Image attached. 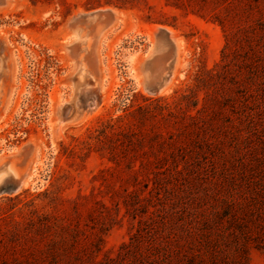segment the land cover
I'll use <instances>...</instances> for the list:
<instances>
[{
	"label": "rangeland",
	"instance_id": "1",
	"mask_svg": "<svg viewBox=\"0 0 264 264\" xmlns=\"http://www.w3.org/2000/svg\"><path fill=\"white\" fill-rule=\"evenodd\" d=\"M176 1L142 0L122 8L99 6L98 0L0 3V41L10 66L5 85L10 93L0 110V158L35 147L22 167L25 184L0 191V264H121L122 258L153 256L156 246L148 237L159 223L149 228L142 223L147 207L161 209L162 203L157 197L138 200L154 185L148 187L146 175L132 170L150 160L156 165L155 156L146 155L153 132L165 137L164 148L155 145L165 165L187 168L190 175L174 181L172 193L211 184L245 165H264V122L251 130L232 106L195 121L180 109L181 95L203 68L221 62L224 49L225 61L237 68L240 24L223 28L216 22L215 13L225 15L220 6L196 12V2L179 8ZM99 9H112L122 20L96 42L88 39L98 80L80 92L81 116L60 123L58 104L74 94L77 60L86 54L68 49L69 24ZM161 31L177 47L176 65L165 87L152 92L145 64ZM166 48L164 42L161 51ZM250 262L264 264V250L252 248Z\"/></svg>",
	"mask_w": 264,
	"mask_h": 264
},
{
	"label": "trees",
	"instance_id": "2",
	"mask_svg": "<svg viewBox=\"0 0 264 264\" xmlns=\"http://www.w3.org/2000/svg\"><path fill=\"white\" fill-rule=\"evenodd\" d=\"M141 1L98 0V3L122 8ZM193 1L199 6L197 10L193 8L196 12L210 6L213 11L222 7L225 15L215 13L214 20L223 28L239 21L240 45L235 51L239 58L237 68L231 67L225 61L228 54L224 49L221 62L213 68H203L194 85L181 95L180 109L195 121L203 113L218 116L227 106H232L241 112L251 130L263 128L264 0H177L175 6L185 8L187 2ZM202 92L205 95L201 99ZM192 108L197 114L188 113ZM164 139L160 132L149 134L150 150L146 155L155 156V166L154 160H150L146 167H130L136 176L146 175L148 187L151 183L154 185L148 188L149 196L140 194L138 200L161 199V209L152 205L155 209L150 211L143 205L149 216L142 224L149 228L159 223L148 237V242L156 246L155 254L143 255L131 262L122 261V256L121 264H251V249L264 250V165H245L223 177H215L211 184L172 193L175 188L170 185L174 181L179 184L190 175L187 168L165 165L167 158L157 155L155 145L164 148ZM157 191L164 192V198H158L161 193ZM124 204L128 206L130 202L125 200Z\"/></svg>",
	"mask_w": 264,
	"mask_h": 264
},
{
	"label": "water",
	"instance_id": "3",
	"mask_svg": "<svg viewBox=\"0 0 264 264\" xmlns=\"http://www.w3.org/2000/svg\"><path fill=\"white\" fill-rule=\"evenodd\" d=\"M5 0H0L4 3ZM122 20L121 14L112 9H99L94 12L80 14L72 19L69 24L71 37L67 47L75 55H79L82 50L86 54L77 60V67L73 75L75 87L74 94L67 101L58 104L57 116L60 123L75 121L81 116L82 107L80 104V92L86 86H95L98 80V66L95 56V47L85 46L89 38L97 39L109 29L117 26ZM165 42L166 50L162 52ZM3 43L0 41V110L5 92V85L9 79L10 66L8 58L3 52ZM177 56V47L171 40V35L167 31L158 34V42L152 49L151 58L146 62L147 85L152 92L161 91L171 79ZM35 151L33 145L26 146L18 157L0 158V191H4L10 185L12 189H19L26 178V172H22V167L30 162V158Z\"/></svg>",
	"mask_w": 264,
	"mask_h": 264
},
{
	"label": "bare ground",
	"instance_id": "4",
	"mask_svg": "<svg viewBox=\"0 0 264 264\" xmlns=\"http://www.w3.org/2000/svg\"><path fill=\"white\" fill-rule=\"evenodd\" d=\"M79 121V120H78ZM24 184H25V182H24ZM28 184V183H27Z\"/></svg>",
	"mask_w": 264,
	"mask_h": 264
}]
</instances>
